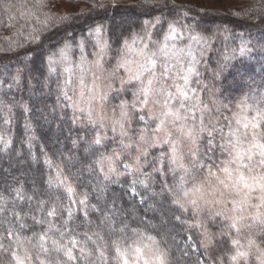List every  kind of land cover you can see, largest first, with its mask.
Masks as SVG:
<instances>
[{
  "label": "snow or ice",
  "instance_id": "obj_1",
  "mask_svg": "<svg viewBox=\"0 0 264 264\" xmlns=\"http://www.w3.org/2000/svg\"><path fill=\"white\" fill-rule=\"evenodd\" d=\"M136 7L152 18L110 39L102 24L79 37L70 31L92 10L59 14L49 0H0V26L22 21L15 35L24 37H5L0 52L26 44L42 52L45 33L64 30L57 51L42 57L46 71L25 77L4 65L0 88L19 90L26 78L51 93L54 83V102L35 110L68 125L73 150L58 148L57 137L50 155L41 143L46 169L29 180L11 165L0 169V264H264V84L235 104L217 96L198 68L216 33L185 23L191 9L175 0ZM165 9L181 18L168 20ZM234 15L264 26V0ZM14 103L0 101L6 125ZM20 107L34 132L33 105ZM25 142L39 164L31 151L39 138ZM12 143L0 134L4 149ZM225 240L231 250L214 251Z\"/></svg>",
  "mask_w": 264,
  "mask_h": 264
},
{
  "label": "trees",
  "instance_id": "obj_2",
  "mask_svg": "<svg viewBox=\"0 0 264 264\" xmlns=\"http://www.w3.org/2000/svg\"><path fill=\"white\" fill-rule=\"evenodd\" d=\"M239 4V7L226 11L220 9L213 10H204L200 11L195 7L184 6V10L191 9L189 16L197 20V23H203V25L210 26V32L215 31L216 28H220L219 31L223 29H228L233 35H240L244 32H247V28L251 31L250 33L255 34L264 39V26H260L257 21L244 19L234 15L235 12H239L243 9H247L250 5L254 4L256 0H236ZM15 2V0H14ZM105 4L104 8H99L94 6L88 10H92L91 16L82 17L79 20L73 22L70 31L73 32V35L79 37L81 34L87 32L88 26L92 23H105L108 25L109 35L111 39H114L115 36L123 33L124 35L128 34L129 28L134 30L139 28L140 20L143 19L144 11L136 5L143 2V0H116V7H110L111 1L102 0ZM50 6L55 13L59 14H71L79 15L81 12H65L61 9V5L55 0H49ZM170 6V5H169ZM99 8V9H98ZM3 10L0 9V20L7 21V15L2 14ZM127 17L131 22H127L126 25H119L116 18ZM189 18V17H188ZM14 27L0 26V47L7 48L8 41L5 40V37H12L14 41H22L23 36L17 37L15 35L17 29L20 27L21 22H12ZM237 23V24H234ZM248 34V33H247ZM63 28H54L51 31L45 33L43 39V49H38L36 44H26L23 48H17L15 53H3L0 52V73L3 72L4 65H9V73L15 71V67L19 65L24 70L27 69L25 77L29 75L31 70L32 76H39L41 71H46V69L41 68L42 57L46 59L49 52H55L59 46V42L64 38ZM241 36V35H240ZM114 47L117 45L113 44ZM33 49H37L33 51ZM25 53L28 54L30 58L25 57ZM23 61V64H21ZM3 74H0V79ZM8 79V77H6ZM25 87L22 92V101L24 103H29L33 105V112L30 114V122L32 128L34 129V134L39 138V145L42 143L45 148L49 149V154L52 155L53 143L56 138L59 137L61 144L57 145L62 151L71 152L72 145L70 139H67L68 125H62V129L58 128L57 125L60 123L58 119H53L52 116H48L47 110L44 112V116H48L47 119L42 116V114L35 110L36 108H41L44 104H52L55 99V91L52 90L51 93L47 89H41L40 85L37 84L36 80L31 81L32 85H35V88H32L28 85V80L25 78L24 81ZM52 89H55L52 86ZM43 93V95H41ZM18 120L15 123V133L13 143L8 149H4L0 145V169H7L11 165V171L21 176L22 179L29 180L33 176H37L39 169H46V166L43 164V158L41 157L40 148L35 154L37 157H40V163H30L29 151L26 146L23 144L24 136V127L25 114L23 112L17 113ZM76 135V130H73V136ZM53 159H57L53 157ZM27 174V175H25ZM0 175H3L0 172ZM83 191V189H79ZM195 257L193 256V259Z\"/></svg>",
  "mask_w": 264,
  "mask_h": 264
},
{
  "label": "rangeland",
  "instance_id": "obj_3",
  "mask_svg": "<svg viewBox=\"0 0 264 264\" xmlns=\"http://www.w3.org/2000/svg\"><path fill=\"white\" fill-rule=\"evenodd\" d=\"M55 1L61 5V9L65 12H80L82 10H88L93 7V3L91 2V0ZM175 2L177 5H187L190 8L195 7L200 11L213 9L230 11L239 7V4L236 0H175ZM181 10L183 11L184 8ZM143 15L144 17L140 20V23L145 19L152 18L150 15ZM155 15H161L159 9L156 10ZM163 15L168 20L181 18L178 15L170 16L167 9H165ZM188 17L182 18L185 23L193 25L195 30L198 32L211 34V32L209 31L210 26L203 25V23H197L196 19H192L190 16ZM116 19L119 25H126L127 22H131V20L127 17ZM96 24H102L106 26L107 34L111 39L109 35L108 25L105 23ZM134 30L138 31L139 28H135ZM219 30L220 28H216L215 31H213L216 34L212 40L210 48L201 58V62L198 65V68L201 73V79L208 84L209 88L215 91L217 96L223 93V96L227 97L232 101L233 104H235L242 96L249 93L250 91H254L259 86L264 84V55L260 54L261 48L262 46H264V39H260V37L258 38L257 35L250 33L251 30L249 28L246 29L248 30L247 32L240 34L241 36L231 34L230 32L232 31L228 29L227 31H225V29L221 31ZM245 44L252 51L250 53H246L245 55H241L239 49L242 45ZM113 48L115 49L114 46ZM112 54L115 55L114 52ZM226 57L228 59H226ZM221 65H227V67L222 72H220ZM24 72L26 74L27 69L24 70ZM217 72H220V75H214ZM6 77L8 76L3 75L0 80H7ZM54 79L55 77H53V80ZM249 85H252L251 89ZM52 86H54L55 88L54 83L52 84ZM24 87L25 84L23 83V86L19 90L13 88L11 89V91H9L6 87L0 88V101L12 103V98L15 97V101L17 102L13 104L14 115L9 117L11 120V124L7 125L4 123V112H6V109H3L2 105H0V134H3L6 138L10 137L12 141L14 139L15 123L18 120L17 113L23 112L20 104L24 103L21 96ZM52 90L55 91V89ZM25 123L26 121L23 124V144L28 149L27 143L25 142L26 138L28 135L34 134V132H28L25 129ZM39 148V143H36L31 151L36 154ZM28 151L30 150L28 149ZM213 231H216V229L214 228ZM230 250L231 246L227 240H225L222 244L217 243L216 248L214 249V251L220 252ZM225 264H228V262L225 261Z\"/></svg>",
  "mask_w": 264,
  "mask_h": 264
}]
</instances>
